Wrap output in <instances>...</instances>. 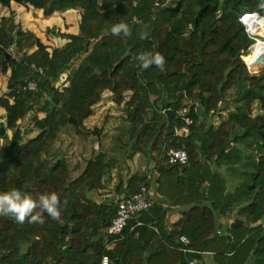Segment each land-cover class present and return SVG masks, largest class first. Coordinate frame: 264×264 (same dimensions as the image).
Wrapping results in <instances>:
<instances>
[{"label":"trees","instance_id":"trees-1","mask_svg":"<svg viewBox=\"0 0 264 264\" xmlns=\"http://www.w3.org/2000/svg\"><path fill=\"white\" fill-rule=\"evenodd\" d=\"M11 1L42 9L45 16L77 7L81 12L79 35L57 33L69 41L50 53L33 33L13 23L12 13L0 20V72L10 68L0 107L5 128L13 129L0 152V191L17 188L33 197L55 191L60 198L58 219L45 213L43 223H17L0 216V264H99L105 253L116 264H188L203 252L212 253L219 264H264V71L250 74L239 58L252 39L238 20L243 12L264 15V0H175L177 12L167 9L174 5H154L163 0H0V6ZM119 22L128 25L127 36L112 34V25ZM88 40L92 44L86 50ZM12 46L17 60L3 53ZM145 51L163 54L164 64L140 69L136 56ZM78 58L68 85L54 87ZM246 61L251 72V65L261 69L259 59ZM31 72L39 90L20 91ZM106 90L122 105L129 123V155L142 152L150 158L158 149L164 155L155 159L150 178L133 173L122 190L120 181L114 190L128 196L144 184L167 205L186 207L170 230H162L166 211L153 201L136 217L140 224L129 221L111 250L99 242L116 200L97 204L89 194L104 188L112 161L92 149L93 157L72 175L65 155L50 167L42 157L67 124L80 133ZM181 93L193 104L187 134L177 133L183 124L179 110L188 105L180 103ZM151 94H165L168 105L161 111V97L150 101ZM40 99L36 109L43 115L33 116L38 133L20 143L16 121ZM254 102L260 111L252 116ZM223 103L234 109L214 127L207 119ZM148 108H153L150 116ZM171 148L184 149L187 162L169 164L164 153ZM229 216L241 222L216 232L219 218ZM179 234L189 239L191 252L180 249Z\"/></svg>","mask_w":264,"mask_h":264},{"label":"rangeland","instance_id":"rangeland-1","mask_svg":"<svg viewBox=\"0 0 264 264\" xmlns=\"http://www.w3.org/2000/svg\"><path fill=\"white\" fill-rule=\"evenodd\" d=\"M80 12H81L80 7H77L76 9H73L71 11V13H73L72 15H75V14L80 15ZM89 45L90 44H88L86 50H89ZM12 50L13 49L11 50L6 49L4 50V52L10 53V51ZM246 51L247 50H245L242 53V57L240 55L242 50L240 51V54H239V58L243 62L245 61L246 62V63L244 62L245 64H247L246 60L250 58H255L251 56L250 58L249 57L246 58L245 57ZM12 52H14V55H16V58H19V54L16 52V50ZM78 62L79 61L76 60V62L74 61L71 64L72 70H70V73L75 69ZM248 68L249 67H247V69ZM251 70L252 72H250L248 69V72L250 74H261V71L262 70L264 71V66L261 69H255L251 65ZM60 78L61 77H58L59 81H60ZM62 78H64V76H62ZM4 87H5V84L3 83V79H1L0 80V95H3L4 92L2 91H4L5 89ZM60 87L63 88L62 86L58 85V89ZM230 94L234 95V92L230 91ZM102 95H101L100 100L94 105H92L91 107L92 113L90 116L84 119L83 121L84 128L80 129V133H77L75 128H73L70 124H67L66 126L60 129L51 149L49 150L48 153H46L42 157L44 160L43 164L50 167L56 162L55 161L56 159H58L61 155H65L66 161L69 163V168L72 172V175H76L83 170L87 159H89L90 157H93L95 153L101 151L103 155V160L104 161L109 160V161H112L113 163L112 164L113 167L109 170V173H107L103 177V181L105 185H107L106 190L108 192H111V191L113 192L115 191L114 190L115 184H117L119 181L126 182L127 178L133 173L142 174L147 166V163H146L147 159H150L152 157V160L155 163V159L156 160L161 159L162 157H164V155L163 153H161V150L158 149V150L152 151L151 153L152 156L150 158H148V156L142 152H135L132 156H130L129 155L131 151V148L129 147L130 140L126 132V129L128 128L129 123L126 120H124L125 112L122 108V105H117V103H115L112 100V93L105 94V96L103 97ZM181 95H182V99L180 100V103L187 102L188 105L193 106V104L189 103L188 99L184 97L183 93H181ZM155 98L161 99V104L158 103L157 105L159 109H161L162 111L163 108L168 105L167 103L168 101H166L167 97L165 96V94L161 96L160 94L159 95L151 94L149 100L152 101ZM42 100L43 99L36 100L35 106H33L32 109H30L26 113L24 118H22V120L18 119L16 121V124H17L16 128L20 131V134H21L20 143L24 142L25 140L29 138L34 137L38 133V128L34 125V122H33V116L43 115L40 113V111L36 109L40 107V105L42 104ZM222 105H223V108H221L218 111L219 114L213 113L211 117L207 119V122L211 123L214 127L218 126L221 120H225L228 112L234 109V105L231 103L225 106L223 103L221 104V106ZM152 109L153 108H148L149 116L152 113ZM252 111L255 114L258 111H260L257 102H254L252 104ZM0 125H2L5 128V114L3 112L2 114H0ZM12 130L13 129L5 128L4 134L6 136H4V134L0 135V152L2 151L3 147L8 143L13 133ZM92 149L95 152L94 154H93V151H91ZM120 187L121 189H123L122 186ZM106 190L99 192V194L96 197L108 194Z\"/></svg>","mask_w":264,"mask_h":264},{"label":"crops","instance_id":"crops-1","mask_svg":"<svg viewBox=\"0 0 264 264\" xmlns=\"http://www.w3.org/2000/svg\"><path fill=\"white\" fill-rule=\"evenodd\" d=\"M72 10H73L72 8H69L66 9L65 11H55L52 13V15L45 16L43 15L42 9H38V8L36 9L30 5L28 6L20 5L14 1H11L8 7L0 6V20L2 18H8L12 13L13 23L19 25L22 31H29L33 33L46 46V50L50 53L53 48L61 47L69 41V38L63 36L62 34L79 35L80 15L79 14L72 15L73 14L71 13ZM57 33H62V34H57ZM89 44H90L89 45V49H90L92 41H89ZM34 48L35 47L29 49L27 53H30ZM11 49H13L12 51H15L14 46H12L9 50ZM12 51H10V53L6 52L8 58L17 60L18 58H16V55H14V52ZM82 56L83 55H81L80 57ZM77 61H79V58ZM70 70H72V65L59 74V77H61L60 81L57 80L56 82H54L53 84L54 87L58 88V85L62 87L68 85L69 83L68 75L70 74ZM9 75H10V68H7L5 73L0 72V80L3 79V83L5 84L4 87L5 89L4 91H2L4 93L8 92L9 90L7 88V79ZM62 76H64V78H62ZM59 89H61V87ZM107 92L111 93L110 91L106 90L105 92H103L102 97L105 96V94H108ZM9 102L11 103L12 99H9ZM2 112L5 114L4 108L0 107V114H2ZM254 114L255 113L251 111V115L253 116ZM146 163L147 166L143 173L146 174L147 178H150V176L152 175V168L154 165V161L152 159H147ZM125 183L126 182H121L122 188H124ZM152 186L155 187V185ZM106 188L107 185H104V188L92 191V194L90 195L92 197L93 202L97 204L103 200H107L108 202H110L113 199L116 200V198L119 195H123V193H118L116 191L108 192ZM105 190L108 192V194L96 197L99 194V192ZM153 201H157L166 211L165 222H164L165 225L162 227V230L163 229L170 230L171 224L178 221L183 215V210H186L185 206L167 205L166 201L160 198L156 193H154ZM93 216L94 214H90L89 219L92 218ZM236 219L237 218H234L233 216L220 217L218 220L219 221L218 225H220V227H218L217 225V229L218 230L220 229L222 231L224 227H231V223ZM134 220L136 221V224L139 221L137 218H135ZM131 224L132 223L130 222V226H129L130 229L132 227ZM154 229L156 230V228ZM228 235L230 236V234ZM106 239H107V232L104 238L99 243L100 245L104 246V249L111 250L114 247V245L110 247H106ZM194 261L195 264H219L213 258V254L209 252L201 253V258L194 259Z\"/></svg>","mask_w":264,"mask_h":264},{"label":"built area","instance_id":"built-area-1","mask_svg":"<svg viewBox=\"0 0 264 264\" xmlns=\"http://www.w3.org/2000/svg\"><path fill=\"white\" fill-rule=\"evenodd\" d=\"M174 3L175 0H163L161 3L156 1L154 5L156 7H167L169 5H174ZM238 20L243 25L247 35L253 41L249 45H254L261 40L264 41V15L257 12H243L239 15ZM259 63L262 68L264 66V56L261 57ZM245 65L247 66V64ZM36 71L38 75L43 74V70L41 68H37ZM18 89L20 91L37 92L39 90L38 80L34 77L31 79L27 78L22 82ZM191 108V105H186L179 110L183 119V124L177 129V133L187 134L189 132V126L193 123V119L190 116ZM165 156L169 164L183 165L187 162V153L182 148L168 149L165 152ZM154 193L155 192L152 187H147L143 184L132 194L128 196L121 195L116 198L115 214L106 230V247L114 245L116 241L121 240L124 237L123 230L127 227L129 221L136 218L142 211H145L150 207L153 202ZM137 224H140V222L138 221ZM216 232H218V229ZM177 241L183 252L192 251L188 248L189 239L185 235L179 234ZM99 264L116 263L109 257L108 254L105 253L101 255ZM188 264H195V261L190 260Z\"/></svg>","mask_w":264,"mask_h":264},{"label":"clouds","instance_id":"clouds-1","mask_svg":"<svg viewBox=\"0 0 264 264\" xmlns=\"http://www.w3.org/2000/svg\"><path fill=\"white\" fill-rule=\"evenodd\" d=\"M115 36L129 34V27L124 22H119L111 27ZM138 67L142 70L152 66H160L165 62V57L159 52H140L136 56ZM53 219L60 217V198L55 191H47L33 197L26 191L17 188L0 191V216H9L17 223H43L44 214Z\"/></svg>","mask_w":264,"mask_h":264},{"label":"water","instance_id":"water-1","mask_svg":"<svg viewBox=\"0 0 264 264\" xmlns=\"http://www.w3.org/2000/svg\"><path fill=\"white\" fill-rule=\"evenodd\" d=\"M179 8H180V3L177 2L173 7H169V8H167V9H168L169 11H175V12H177V11L179 10ZM88 44H89V40L85 42V49H87ZM4 54H5L6 58H8L7 53L4 52ZM33 77H34V72H31V73L28 75L27 78H28V79H31V78H33ZM4 133H5V128H4L2 125H0V135H3ZM89 198L92 199V197H91L90 194H89ZM239 222H241V220L236 219L235 221H233V222L231 223V227L235 226V225L238 224ZM260 223L264 224V215L261 217V219H260ZM218 227H220V225H218ZM227 237L230 238L229 235H227ZM3 255H4V253L0 256V258H1Z\"/></svg>","mask_w":264,"mask_h":264},{"label":"bare ground","instance_id":"bare-ground-1","mask_svg":"<svg viewBox=\"0 0 264 264\" xmlns=\"http://www.w3.org/2000/svg\"><path fill=\"white\" fill-rule=\"evenodd\" d=\"M251 57H255V58H259V60L261 59L262 56H264V41H259L258 43L251 45L246 53H245V57L246 58H250ZM248 67V66H247ZM250 71V68H248ZM251 72V71H250Z\"/></svg>","mask_w":264,"mask_h":264}]
</instances>
